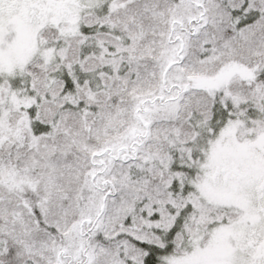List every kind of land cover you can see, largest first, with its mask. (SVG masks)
I'll return each instance as SVG.
<instances>
[{"label":"snow or ice","instance_id":"snow-or-ice-1","mask_svg":"<svg viewBox=\"0 0 264 264\" xmlns=\"http://www.w3.org/2000/svg\"><path fill=\"white\" fill-rule=\"evenodd\" d=\"M0 264H264V0H0Z\"/></svg>","mask_w":264,"mask_h":264}]
</instances>
